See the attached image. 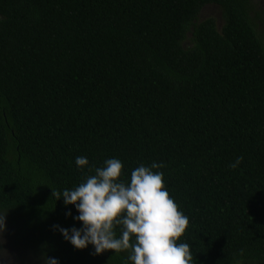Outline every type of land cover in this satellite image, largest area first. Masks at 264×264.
Listing matches in <instances>:
<instances>
[{
  "label": "trees",
  "instance_id": "1",
  "mask_svg": "<svg viewBox=\"0 0 264 264\" xmlns=\"http://www.w3.org/2000/svg\"><path fill=\"white\" fill-rule=\"evenodd\" d=\"M208 4L221 26L198 20ZM109 158L123 179L164 164L153 171L189 218L177 243L193 264H264V41L251 0H0V217L42 263L125 264L127 252L77 250L52 228L80 227L59 196Z\"/></svg>",
  "mask_w": 264,
  "mask_h": 264
},
{
  "label": "clouds",
  "instance_id": "2",
  "mask_svg": "<svg viewBox=\"0 0 264 264\" xmlns=\"http://www.w3.org/2000/svg\"><path fill=\"white\" fill-rule=\"evenodd\" d=\"M242 160L243 157H237L230 167L237 168ZM75 164L83 169L88 160L78 156ZM163 167L162 162L141 164L128 179H123L122 162L117 158L105 159L102 167L95 168L94 175L86 176L74 189H65L59 196L66 208H75L77 215L68 209L65 216L79 221L80 227L52 228L77 250L91 245L92 254L97 255L106 250L127 252L125 264H193L190 246L177 243L189 218L170 198L164 186V173L153 171ZM4 227L3 216L0 230ZM48 260L58 264L55 258Z\"/></svg>",
  "mask_w": 264,
  "mask_h": 264
},
{
  "label": "rangeland",
  "instance_id": "3",
  "mask_svg": "<svg viewBox=\"0 0 264 264\" xmlns=\"http://www.w3.org/2000/svg\"><path fill=\"white\" fill-rule=\"evenodd\" d=\"M251 6L257 31L264 41V0H251ZM209 17L215 19L217 26L222 25V14L218 5L205 7L198 14L199 21ZM4 224V229L0 230V264H44L42 261L45 256L23 243L24 240L13 233L15 226L5 218Z\"/></svg>",
  "mask_w": 264,
  "mask_h": 264
},
{
  "label": "flooded vegetation",
  "instance_id": "4",
  "mask_svg": "<svg viewBox=\"0 0 264 264\" xmlns=\"http://www.w3.org/2000/svg\"><path fill=\"white\" fill-rule=\"evenodd\" d=\"M211 5H215V4H208V5L204 6L201 10H203L205 7H209V6H211ZM200 12H201V11H200Z\"/></svg>",
  "mask_w": 264,
  "mask_h": 264
}]
</instances>
